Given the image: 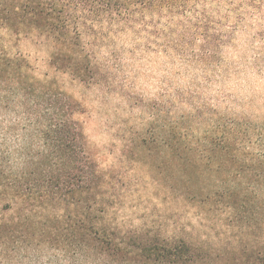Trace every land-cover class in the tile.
<instances>
[{
	"label": "trees",
	"instance_id": "16d2710c",
	"mask_svg": "<svg viewBox=\"0 0 264 264\" xmlns=\"http://www.w3.org/2000/svg\"><path fill=\"white\" fill-rule=\"evenodd\" d=\"M226 1L0 0V264H42L44 249L62 264H264V123L213 116L195 132L185 116L161 125L159 154L178 186L164 188H178L198 218L225 214L238 229L237 245L217 251L178 235L176 224L162 232L118 220L127 193L115 192L94 157L81 106L60 79L99 83L87 37L97 48L124 32L161 38L181 31L174 20L191 4ZM26 40L47 50L48 71L17 51ZM150 150L130 160L146 166Z\"/></svg>",
	"mask_w": 264,
	"mask_h": 264
},
{
	"label": "rangeland",
	"instance_id": "374dc122",
	"mask_svg": "<svg viewBox=\"0 0 264 264\" xmlns=\"http://www.w3.org/2000/svg\"><path fill=\"white\" fill-rule=\"evenodd\" d=\"M174 23L181 31L163 30L155 39L124 32L110 35L97 48V40L87 37L101 72L99 83L60 79L81 106L80 119L94 157L111 173L115 192L127 193L118 203V220L125 227L162 232L176 224L178 235L222 251L237 245L235 223L229 219L228 225L225 214L198 218V209L182 206L178 188H164L165 182L178 186L159 154V133L167 120L185 116L194 118L195 132L213 116L222 122L239 117L264 123V0L191 4ZM207 37L216 39L217 46L202 47ZM16 49L40 72L48 71L47 50L30 40ZM164 84L167 88L161 90ZM147 147L151 150L146 166L130 160ZM40 255L42 264H62L51 249Z\"/></svg>",
	"mask_w": 264,
	"mask_h": 264
},
{
	"label": "clouds",
	"instance_id": "9594fccd",
	"mask_svg": "<svg viewBox=\"0 0 264 264\" xmlns=\"http://www.w3.org/2000/svg\"><path fill=\"white\" fill-rule=\"evenodd\" d=\"M214 7V6H213ZM225 7H227L226 5H225ZM162 14H166V13H162ZM148 19H151L152 17H147ZM160 43H164V40L163 39H161V41H160ZM164 88H167V84H164V85H162V87H161V90H163Z\"/></svg>",
	"mask_w": 264,
	"mask_h": 264
}]
</instances>
